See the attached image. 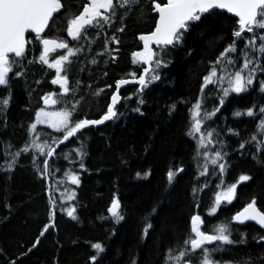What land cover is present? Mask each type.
<instances>
[{"label": "trees", "instance_id": "trees-1", "mask_svg": "<svg viewBox=\"0 0 264 264\" xmlns=\"http://www.w3.org/2000/svg\"><path fill=\"white\" fill-rule=\"evenodd\" d=\"M85 2L87 0H62V9L54 14L45 33L49 37L64 38L71 46H83L82 53L67 66L72 92L63 95L65 99L73 98L59 103L70 107L79 101L75 120L98 119L106 110L115 81L140 70L142 65H134L131 57L133 50L140 46L136 35L150 31L156 18L150 0H138L131 11L117 6L110 27L104 25L102 30L91 27L90 33H96L97 38L89 42L90 34L77 45L68 39L66 31L58 30L66 29L65 17L69 13L78 14ZM236 19L224 11L213 10L192 23L183 33L182 43L163 51L166 65L159 69L160 79L150 84L142 97L135 95L137 86H126L119 91L122 98L131 97L122 99L117 106L123 115L101 125L86 127L76 136L54 145L55 154L49 157L47 178L37 174L31 151L22 153L11 171L0 167V264H163L167 249L175 253L182 247L194 213L201 216V230L205 232H211L217 223H229L233 243L219 247L217 242L208 245L217 248L213 253L217 264L221 261L264 264V241H257L264 237V229L252 223L241 225L231 221V217L254 198L256 207L264 211V150L258 152L255 142L239 149V144L253 134H257L258 140H264V135L256 133V124L261 118L259 108L264 106V92L260 91L264 71L256 72L254 83L246 92L229 94L216 115L204 125L205 129H215L218 138L227 145L223 149L228 154L225 157L228 168L223 175L225 183H235L242 174L250 178L237 184L234 199L220 205L211 215L208 208L219 180L215 175H197V162L193 159L196 143L187 135L189 108L201 95L202 77L209 71L211 62L232 42ZM118 24L123 25V31H117ZM111 33L119 44L111 42ZM260 35H264V31L256 32L257 38ZM251 38V34L244 33L239 40L234 56L238 60L236 68L242 63L239 50L244 48V40ZM105 39L114 49L111 55L115 60L98 55L104 49ZM27 41L26 58L16 63L9 85L0 86V98L9 93L11 97L8 107L0 112V166L11 158L4 154L8 145H11L9 151L15 152L29 141L27 128L36 108L42 105L40 98L48 92L60 93L59 85L51 84L55 75L53 69L42 62L29 63L40 55L36 36L29 34ZM154 50L161 53L157 46ZM63 51H55L54 55ZM49 59L53 57L49 55ZM92 59L97 62L90 63ZM22 67L24 75L16 77L15 72ZM261 67H264V58ZM97 89L103 91L94 95ZM218 91L219 85H210L203 93L206 97L204 107L208 111L219 104ZM138 98L144 103L138 105ZM137 106L140 112L132 110ZM253 106L254 117L233 116L235 110ZM228 128L238 135L229 134ZM36 131L40 133L37 139L49 142L63 135L42 125ZM81 142L86 153L81 158L83 169L75 162L77 157L73 151ZM65 155L69 159H65ZM38 163L43 169V157L39 155ZM177 166L183 171L169 184L166 173L170 167ZM66 172L79 173L80 183L73 184L76 197L71 202H63L64 207L76 208L77 219L62 212L61 203L55 199L54 226L41 235L42 226L48 223L50 194L55 198L54 181L67 177ZM137 172L141 173L140 177L136 176ZM144 172L149 175L143 176ZM202 185L207 187L202 188ZM194 187L197 189L195 196ZM114 194L121 205L123 219L119 222L107 212ZM145 224L151 225L146 235L142 234ZM37 237L39 241L35 243ZM94 242L102 243L104 248L95 262L90 260L96 255V250L91 248ZM192 264H196L195 257Z\"/></svg>", "mask_w": 264, "mask_h": 264}, {"label": "snow or ice", "instance_id": "snow-or-ice-1", "mask_svg": "<svg viewBox=\"0 0 264 264\" xmlns=\"http://www.w3.org/2000/svg\"><path fill=\"white\" fill-rule=\"evenodd\" d=\"M150 3L152 11L158 13L155 18V26L150 32L139 34L138 39L143 42V47L131 53L132 63L134 65L141 64L143 70L139 74L135 72L128 74L131 77V81L138 85L135 93L137 97H142L144 90L154 81L160 79L159 69L166 65V61L162 59L163 51L169 46L174 47L182 43L183 33L188 30L192 23L198 22L204 14H209L215 9L226 10L227 13L233 14L237 18V27L232 32V42L224 47L215 61L211 62L209 71L202 77V83L200 84L201 95L197 96L189 108L187 135L196 143L193 159L197 162V175L200 177L215 175L220 178V183L216 186L217 190L214 193L213 202L208 208V213L211 215L217 212V208L222 203H228L234 199L237 184L250 179L249 176L242 174L235 183H225L222 177L228 168V161L225 159L228 154L223 149L227 145L224 140L218 138L219 133L215 129H205L203 126L216 115L230 93L240 94L246 92L253 85L256 72L264 71V67H261V59L264 58V35L256 37L257 31H264V0H163V2L150 0ZM137 4L138 0H115V2L114 0H87V2L83 3V8L78 14L69 13L65 17L66 29L58 31H66L67 37H70L71 41L79 45L81 39H87L84 34L90 27L102 30L104 25L109 27L112 25L116 16L117 6L131 11ZM62 7V0H0V86L7 87L9 85L10 73L14 71L16 63L26 58V44L29 41L26 40L25 34L26 30H30L31 33H35L36 39L41 45V51L39 57L34 58L29 63L38 61L46 65L48 69H53L55 75L51 79V84L59 85L60 89L59 94L48 92L40 98L44 106L58 104L65 99L63 94L72 92L67 76V66L71 63L72 58L83 51L82 45L71 46L68 40L59 36L50 38L41 36L45 29L50 26V21L54 18L53 14L61 10ZM125 15H127V12ZM123 19L124 16H121V20ZM117 31H123V25ZM244 33L251 34L252 38L244 40V48L239 50L242 63L236 68L235 65L238 60L234 56L238 51V42L243 38ZM257 41H259V46H257ZM111 42L119 44L115 34L111 37ZM152 45L160 48L161 53L157 54ZM57 49L65 51L62 55H57L55 59L50 60L49 54L54 53ZM113 51L114 49L109 47V40L105 39L104 49L98 55H105L109 59L115 60L116 57L111 55ZM96 62L95 59L90 61L93 64ZM22 75H24L23 67L21 71L15 72L16 77H21ZM129 82L128 79L124 78L115 81L117 91L112 92L106 110L98 119L82 118L75 120L74 114L77 112L79 101L71 104L70 107L61 108L58 111H46L45 107L37 108L34 120L27 128L29 141L15 152L9 151L11 145H8L4 154L6 157L10 156L11 158L6 159L0 167L11 171L17 163L18 157L22 153L31 151L33 166L37 174L47 178L49 175V157L55 154L54 145L61 144L70 137L76 136L80 130L87 126L101 125L105 121L115 120L120 115H123L117 110V106L122 99L126 100L131 97L122 98L118 90L122 85H126ZM77 84H79V81H77ZM210 85H219L217 93L219 104L215 105L211 111H208L204 107L206 97L203 93L207 86ZM101 91L103 90L97 89L94 95H99ZM260 91L264 92V81L260 83ZM54 95L57 98L54 99ZM10 99V93L0 98V112L8 107ZM143 103L142 98L137 99L138 105ZM172 107H170V111ZM132 110L140 112L139 106ZM259 113L261 118L256 124V133L264 135V106L259 108ZM245 115L254 117L256 115L254 106L248 107L246 110L237 109L233 112L234 117ZM41 124H47L50 128L62 132V137H53L50 142L37 139L40 133L36 131V128L37 125ZM227 131L229 134L238 135L232 128H228ZM251 142L256 143L258 152L264 150V140H258L257 134H253L248 140L242 141L239 144V149L243 150ZM73 151L77 157L75 162H78L79 167L83 169L85 166L81 158L86 154L83 151V143L81 142V146L73 149ZM38 155L43 157V169L39 167ZM253 158L255 159V156ZM65 159H69V157L65 155ZM70 163H73V161H70ZM209 165L212 167L209 168ZM182 171L183 168L180 166L174 169L170 167L166 173L169 184L173 182L177 173ZM66 175L72 184L78 185L80 183L78 172H66ZM148 175V172L143 173L145 177ZM136 176L140 177L141 173L137 172ZM201 187H207V185H202ZM196 191L197 189L194 187L192 189L194 196ZM74 198V191L61 193V211L75 220L77 219L75 215L76 208L74 206H63V201H72ZM49 205L48 223L44 225L41 235L44 234V230L54 226V212L52 209L55 208L56 201L51 198V194ZM120 208V202L114 194L107 212L117 222L123 219ZM249 220L255 221L264 228V211L256 207L255 198L231 217V221L241 223ZM202 223L201 216L194 213L190 218L189 235L184 239L182 247L175 253L171 248L167 249L163 264H192L193 257L196 258V264H217L213 259V253L217 251V248H210L208 245L212 242H217L219 247L233 243L230 239L229 223H217L211 232L202 231ZM150 227L151 225L145 224L143 234L146 235ZM260 240H264V237H260ZM37 241H39V237H37ZM91 248L96 250V255L90 257V260L95 262L98 255L104 251V248L100 242L91 243ZM197 253H199L198 256H196Z\"/></svg>", "mask_w": 264, "mask_h": 264}, {"label": "rangeland", "instance_id": "rangeland-1", "mask_svg": "<svg viewBox=\"0 0 264 264\" xmlns=\"http://www.w3.org/2000/svg\"><path fill=\"white\" fill-rule=\"evenodd\" d=\"M119 25V24H118ZM91 28V27H90ZM90 28L87 30V32L84 34L86 37L88 36L89 37V35L90 34H92V37L89 39V42H93L97 37H96V33H90ZM119 28H120V25H119ZM111 36H113V33H111L110 34ZM111 38V37H110ZM80 41H82V43H83V39H81ZM79 41V42H80ZM86 40L84 41V44H86ZM64 53V51L63 52H60L59 54H57V55H62ZM56 55V56H57ZM56 56L54 55V53L53 54H51L50 55V57H53V59H55L56 58ZM72 60H73V58H72ZM72 60H71V62H72ZM69 66V65H68ZM226 86V85H225ZM231 94V93H230ZM54 99L55 98H57L56 96H54L53 97ZM73 97H68V98H66V99H64V103H66L67 101H70L71 99H72ZM61 101H63V100H61ZM60 101V102H61ZM59 102V103H60ZM59 103L58 104H56V105H58V108H65V107H63L62 105H59ZM42 107H44V106H42ZM58 108H54V107H51V108H49V107H45V110L46 111H58V110H60V109H58ZM34 120V119H33ZM32 120V121H33ZM42 126H46V127H49L47 124H41ZM39 125H37V127H38ZM203 127H205V126H203ZM50 128V127H49ZM50 129H52V130H56V129H54V128H50ZM214 150V149H213ZM210 166V168L212 167L211 165H209ZM217 177V176H216ZM212 179H215V178H212ZM217 179L219 180L218 181V183H220V178H218L217 177ZM222 179H223V177H222ZM216 180V179H215ZM54 195H53V197L55 196V198L54 199H56L57 200V202L58 203H62V201H61V193H71L72 191H74L75 192V187L73 186V184L71 183V181L66 177V176H62V177H59V178H57L55 181H54ZM75 197H76V192H75ZM65 201H67V200H65ZM65 201H63V202H65ZM71 202V201H70ZM72 204V203H71ZM223 204V203H222ZM221 204V205H222ZM69 207V206H68ZM69 217V216H68ZM47 224V223H46ZM45 231V230H44ZM36 241H37V239H36ZM213 243V242H212Z\"/></svg>", "mask_w": 264, "mask_h": 264}, {"label": "water", "instance_id": "water-1", "mask_svg": "<svg viewBox=\"0 0 264 264\" xmlns=\"http://www.w3.org/2000/svg\"><path fill=\"white\" fill-rule=\"evenodd\" d=\"M82 10V9H81ZM216 10H221V9H216ZM221 11H225L226 12V10H221ZM155 15H156V17L158 16V13H155V12H153ZM227 13V12H226ZM55 14V13H54ZM54 14H53V16H54ZM229 15H231V16H233V14H230V13H228ZM52 20V19H51ZM154 26H155V22H154ZM154 26H153V28H154ZM48 28V27H47ZM47 28L45 29V32H46V30H47ZM152 28V29H153ZM151 29V30H152ZM150 30V31H151ZM150 31H148V32H150ZM45 32L44 33H42L41 34V36H43V37H46V38H50V37H48V36H44V34H45ZM141 33H147V32H141ZM141 33H138L137 35H136V39L140 42V48L139 49H142V47H143V42L142 41H140L139 39H138V36H139V34H141ZM29 34H31V35H35V33H31V31L30 30H26V34H25V38H26V40H27V36L29 35ZM70 38V37H69ZM27 45V44H26ZM155 45H152V47H154ZM139 49H137V50H139ZM143 70V69H142ZM141 70V71H142ZM124 79H128L130 82L128 83V84H126V85H122L121 86V88L118 90V93H119V91L123 88V87H126V86H129V85H134L135 83L134 82H132L131 81V77H129V78H124ZM115 91H117V89L115 90ZM105 122H107V121H105ZM104 122V123H105ZM87 127H89V126H87ZM236 222V221H235ZM236 223H239V224H246V223H254V224H256L257 226H259L255 221H245V222H236ZM202 225V224H201ZM259 227H261V226H259Z\"/></svg>", "mask_w": 264, "mask_h": 264}, {"label": "bare ground", "instance_id": "bare-ground-1", "mask_svg": "<svg viewBox=\"0 0 264 264\" xmlns=\"http://www.w3.org/2000/svg\"><path fill=\"white\" fill-rule=\"evenodd\" d=\"M46 32H47V31H46ZM134 49H135V48H134ZM124 78H125V77H124ZM129 86H137V87H138V85H136V84H134V85H129ZM207 87H208V86H207ZM123 88H125V87H123ZM123 88H122V89H123ZM122 89H121V90H122ZM115 90H116V86H115V88H114V91H115ZM110 96H111V95H110ZM106 100H107V98H106ZM106 100H105V101H106ZM92 101H93V100H92ZM109 102H110V101H109ZM96 104H97V103H96ZM86 105H87V104H86ZM101 109H102V108H101ZM103 110H105V109H103ZM26 113H27V112H26ZM26 119H27V118H26ZM223 123H224V122H223ZM20 137H22V136H20ZM20 137H19V138H20ZM19 138H18V139H19ZM21 141H22V140H21ZM75 141H76V140H75ZM56 146H57V145H56ZM24 161H25V160H24ZM25 162H26V161H25ZM20 166H21V165H20ZM110 203H111V202H110ZM109 205H110V204H109ZM88 221H89V220H88ZM89 223H90V221H89ZM41 224H42V223H41ZM45 224H46V223H45ZM93 224H94V223H93ZM235 224H236V223H235ZM253 224H254V223H253ZM88 225H91V223L88 224ZM255 225H256V224H255ZM93 226H94V225H93ZM256 226H257V225H256ZM258 227H259V226H258ZM43 228H44V225L42 226V229H43ZM236 228H237V227H236ZM260 228H262V227H260ZM40 229H41V228H40ZM42 229H41V230H42ZM250 229H251V228H250ZM262 229H263V228H262ZM246 233H247V232H246ZM40 234H41V233H40ZM142 234H143V233H142ZM238 236H239V235H238ZM261 236H262V235H261ZM143 237H144V235H143ZM236 237H237V236H236ZM249 239H250V238H249ZM251 240H252V239H251ZM239 241H240V240H239ZM241 241H242V240H241ZM257 241H261V242H262V241H264V240H259V239H258ZM35 242H37V241H35ZM239 244H240V243H239ZM255 251H256V250H255ZM237 254H238V253H237ZM233 256H234V255H233ZM236 257H237V256H236ZM239 257H240V256H239ZM241 257H242V256H241ZM251 264H252V263H251Z\"/></svg>", "mask_w": 264, "mask_h": 264}, {"label": "flooded vegetation", "instance_id": "flooded-vegetation-1", "mask_svg": "<svg viewBox=\"0 0 264 264\" xmlns=\"http://www.w3.org/2000/svg\"><path fill=\"white\" fill-rule=\"evenodd\" d=\"M140 48V46L137 48V49H139ZM137 49H135V50H137ZM134 51V50H133ZM142 70V67L140 68V70L139 71H137V72H135V73H137V74H139V72ZM130 77V76H129ZM42 106V105H41ZM44 107H49V108H51V107H54V108H58V105H50V106H44ZM37 109V108H36ZM58 109H61V108H58ZM253 224V223H252ZM244 225V224H243ZM255 225V224H254ZM260 228V227H259ZM44 229V228H43ZM262 229V228H261ZM264 229V228H263ZM42 231V230H41ZM36 243V242H35ZM219 264H228V263H226L225 261H221Z\"/></svg>", "mask_w": 264, "mask_h": 264}]
</instances>
